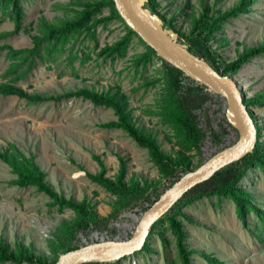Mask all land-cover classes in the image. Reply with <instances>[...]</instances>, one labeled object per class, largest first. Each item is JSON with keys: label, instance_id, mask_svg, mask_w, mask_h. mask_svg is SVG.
<instances>
[{"label": "rangeland", "instance_id": "obj_1", "mask_svg": "<svg viewBox=\"0 0 264 264\" xmlns=\"http://www.w3.org/2000/svg\"><path fill=\"white\" fill-rule=\"evenodd\" d=\"M86 1L93 0H25L24 21L18 34L10 35L13 24L0 16V46L30 49L32 37L40 34L43 22L56 25L70 18L72 11L79 10V4ZM237 2L155 0L158 13L183 36L189 35L196 20L207 13V22L214 23V28L206 45L215 65L222 68L232 64L244 50L264 42V0L255 1L248 15L227 21L215 19ZM107 13L104 11V15ZM210 19L215 20L210 22ZM124 34L118 22L98 26V49L117 42ZM143 51L144 47L134 39L124 59L103 61L97 55L98 50H94L93 42L85 40L76 44L73 55L67 50L58 54L55 62L37 59L36 66L24 78L11 84L41 96H61L81 88L105 92L119 87L129 98L137 125L153 132L164 157L175 159L180 147L172 131L153 114L163 85L149 83L155 75L159 77L162 68L153 62L147 72L136 74L132 65L135 56ZM83 52L91 53V59L85 64H81ZM5 54L6 50L0 52V84L9 83L13 77L6 75L10 61ZM24 71L21 69L20 73ZM230 77L244 95L264 142V58L250 60ZM211 96L213 100L194 111L205 139L199 149L185 153L196 167L237 138L236 129L224 115L223 100ZM114 120L116 116L111 109L94 107L82 99L33 105L17 96L0 94V148L14 145L25 158L39 166L46 174L47 184L56 193L74 202L87 200L96 220L104 226V231L90 229L86 236L81 232L72 234L69 227L75 217L73 211H59L47 196L33 187L20 188L11 184L16 175L0 160V239H4L9 248L17 243L24 244L33 250L34 260H46L53 258L54 250L61 244L80 247L85 241L102 237L125 239L131 235L137 222L129 215L139 218L155 196L159 197L175 178L165 177L148 150L126 133L100 126ZM215 136L218 141L214 140ZM120 158L127 167L123 184L129 189L122 197L110 193L89 177L100 172V160L105 167L104 178L116 182ZM241 185L264 211L262 173L249 169ZM129 201L132 202L129 207L119 209ZM178 218L186 231L188 247L195 252L192 264H208L201 257L202 253L211 254L226 264H264V223L252 213L248 217L249 228H245L230 199L203 197L183 207ZM95 232L99 233L97 237H93ZM163 233L167 239L165 249L160 238L153 235L148 240L149 252L127 256L118 264H180L173 235L168 230Z\"/></svg>", "mask_w": 264, "mask_h": 264}, {"label": "trees", "instance_id": "obj_2", "mask_svg": "<svg viewBox=\"0 0 264 264\" xmlns=\"http://www.w3.org/2000/svg\"><path fill=\"white\" fill-rule=\"evenodd\" d=\"M24 1L0 0V16L8 18L14 26L10 35H16L22 29L25 15ZM255 1L257 0H238L234 7L215 19L227 21L230 18L248 15L252 12V6ZM79 7V10L72 11L70 18L61 20L56 25L46 21L43 22L41 24L42 29L40 34L32 37L33 45L30 49H13L8 45L0 46V52L6 50L5 56L10 61L6 75L13 76L9 83L0 84V94L3 96H17L33 105L41 102H59L61 100L75 98L88 101L94 107L111 109L116 116V120L101 124L100 126L108 130H121L136 141L140 147L147 149L152 160L163 171V175L168 178H175L170 183L171 186L182 174L192 171L201 165L197 167L192 166L185 153L193 149H199L205 139L204 133L198 128L197 117L194 115V111L203 108L207 101L213 100L211 94L205 91L204 87L186 77L180 70L170 67L163 62L154 50L148 47L124 24L116 12L112 0L81 2ZM145 8L149 9L151 13L156 14L161 20L163 19L156 10L155 0H148ZM104 11L108 13L104 15ZM215 19L208 21L212 22ZM110 22H118L123 27L125 34L117 42L98 49L99 46L96 37L97 27L100 25L106 26ZM162 25L164 28L177 34L178 40L187 45L188 50L192 54L204 59L214 70L224 76H231L254 58H264L263 42L257 47L244 50L227 67L222 68L219 65H215L212 54L206 45L214 28V23L209 25L207 22V13H204L196 20L193 30L189 35L183 36L182 34H178L171 24L167 23L164 19L162 20ZM134 39L144 47L143 53L136 55L133 60L132 65L135 73L138 74L141 72L143 74L147 72L149 67L153 65V62L160 63L159 66L162 68L158 75L159 77L155 75L153 81L149 83L152 86L160 83L163 85L161 99L156 112L153 114L158 116L162 124L172 131L173 138L180 147L179 156L175 159L164 157L160 153L161 151L153 132L147 131L144 127L137 125L133 109L129 106V98L119 87L115 89L111 88L105 92L81 88L76 91L67 92L61 96H41L36 93L30 94L11 84V82H16L24 78L26 76L25 74L36 66L37 59L41 62H44V60L55 62L57 55L67 52V50L70 52V55H73L72 51L78 42L83 43L85 40L93 42L94 50H98L97 55L103 61H115L124 59L127 56L129 47ZM73 58V56L70 58V62H72ZM90 59L91 53L83 52L81 64H85ZM21 69H25L22 74L20 73ZM244 103L246 105L245 100ZM262 104H264V99ZM246 107L248 109L247 105ZM248 113L257 131L253 151L244 156L240 161L217 171L209 180L196 185L185 193L167 214L153 224L142 249L133 255H137L143 251L149 252L148 240L153 235H157L160 238L165 249L167 239L163 231L168 230L175 239V247L180 264H192V257L195 252L188 247L187 234L178 217L183 207L203 197L215 196L216 198L224 197L230 199L235 204L236 214L245 228H249L248 217L252 213L264 223V211L257 207L254 198L241 185V181L249 169L259 170L264 177V142L261 140L258 122L249 109ZM214 140L218 141V136H215ZM0 160L7 164L12 173L16 175V179L11 184L20 188L33 187L37 192L47 196L51 200V205L56 206L59 211L64 209L73 211L75 217L69 227L72 234L81 232L86 236L90 229L104 231V226L96 220L94 213L89 209L87 200L84 199L81 202H74L56 193L47 184L45 180L46 174L32 159L25 158L14 145L11 144L6 149L0 148ZM98 163L100 172L96 175L89 176L91 180L119 197L129 192V189L123 184L127 168L123 158H120V169L116 182H111L104 178L105 167L102 161L98 160ZM179 172H181L180 175ZM157 199L158 194L149 203V206ZM131 201L122 204L119 209L129 207L132 203ZM249 230L251 231V229ZM251 232L253 233V231ZM77 248V246L61 244L54 250L53 258L34 260L33 250L31 248L20 243L15 244L13 248H9L5 240L0 239V264H5L6 262H12L14 264H21L23 262L31 264H55L61 254ZM201 257L208 264H226L208 253H202ZM121 260L113 263L93 262L84 264H118Z\"/></svg>", "mask_w": 264, "mask_h": 264}, {"label": "water", "instance_id": "obj_3", "mask_svg": "<svg viewBox=\"0 0 264 264\" xmlns=\"http://www.w3.org/2000/svg\"><path fill=\"white\" fill-rule=\"evenodd\" d=\"M112 2L124 24L163 62L223 100V112L236 129L237 138L233 144L216 152L196 169L182 174L165 189L141 214L129 237H102L90 242L84 240L82 246L61 254L55 264L113 263L140 251L153 224L167 214L185 193L209 180L217 171L240 161L253 151L256 142L257 131L244 103V95L230 76L221 75L204 59L192 54L175 33L163 27L162 20L156 14L145 8L148 0Z\"/></svg>", "mask_w": 264, "mask_h": 264}, {"label": "bare ground", "instance_id": "obj_4", "mask_svg": "<svg viewBox=\"0 0 264 264\" xmlns=\"http://www.w3.org/2000/svg\"><path fill=\"white\" fill-rule=\"evenodd\" d=\"M129 216H132L133 217V219L136 221V222H138V220H139V218H135V216L134 215H129ZM97 234H99V233H94L93 234V237H97L98 235Z\"/></svg>", "mask_w": 264, "mask_h": 264}, {"label": "built area", "instance_id": "obj_5", "mask_svg": "<svg viewBox=\"0 0 264 264\" xmlns=\"http://www.w3.org/2000/svg\"><path fill=\"white\" fill-rule=\"evenodd\" d=\"M160 65V63H158Z\"/></svg>", "mask_w": 264, "mask_h": 264}]
</instances>
